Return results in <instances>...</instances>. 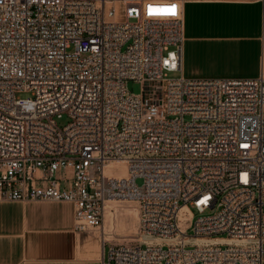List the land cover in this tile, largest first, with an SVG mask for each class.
<instances>
[{
	"label": "built area",
	"instance_id": "built-area-1",
	"mask_svg": "<svg viewBox=\"0 0 264 264\" xmlns=\"http://www.w3.org/2000/svg\"><path fill=\"white\" fill-rule=\"evenodd\" d=\"M185 1L0 0V201L70 202L76 231L136 202L101 264H264V73L184 77Z\"/></svg>",
	"mask_w": 264,
	"mask_h": 264
},
{
	"label": "crops",
	"instance_id": "crops-1",
	"mask_svg": "<svg viewBox=\"0 0 264 264\" xmlns=\"http://www.w3.org/2000/svg\"><path fill=\"white\" fill-rule=\"evenodd\" d=\"M181 73L187 78L264 73V0H186ZM117 202H107L108 225L126 229V212ZM106 226L76 231L70 202L0 201V264H101L107 244L119 241Z\"/></svg>",
	"mask_w": 264,
	"mask_h": 264
},
{
	"label": "rangeland",
	"instance_id": "rangeland-1",
	"mask_svg": "<svg viewBox=\"0 0 264 264\" xmlns=\"http://www.w3.org/2000/svg\"><path fill=\"white\" fill-rule=\"evenodd\" d=\"M163 5H160L159 7H153L154 9H164L167 7H171L168 3H162ZM127 90L130 91L131 93L137 94L141 91V84L138 82H134V81H128L127 84ZM25 93H19L18 96L20 97H25ZM69 117L67 116V114H63L61 117H57L55 118V121L57 123V125L59 127H63L64 125H66L69 121ZM107 173H117L118 175H122L125 173V168L124 165L122 163H118L115 165H112L108 168H106L105 170ZM56 176L58 178H61L63 176V171L62 172H58L56 174ZM142 182L141 179L137 178L136 179V183L138 185H140ZM117 206L119 208H123V212H126L125 214V218L126 221L128 222V225L126 227V229H122L119 227H116L114 225V227L109 226L108 225V219H107V215L105 213V230H107L108 232L113 234H117L115 235L116 238L119 239V241L117 243L120 242H135L137 240V226H138V211H137V203L134 201H124V202H117L116 203ZM195 216H197V212L195 210H193ZM130 223V224H129ZM127 224V223H126ZM116 243V242H115Z\"/></svg>",
	"mask_w": 264,
	"mask_h": 264
},
{
	"label": "bare ground",
	"instance_id": "bare-ground-1",
	"mask_svg": "<svg viewBox=\"0 0 264 264\" xmlns=\"http://www.w3.org/2000/svg\"><path fill=\"white\" fill-rule=\"evenodd\" d=\"M165 3V2H164ZM118 163H120V162H112V163H110V164H108L107 166H106V168H108V167H110V166H112V165H115V164H118ZM106 168H105V170H106ZM125 175V173L124 174H122V175H120V176H124ZM111 201H114V200H111ZM181 215H182V217H184V216H187V215H189V212H188V210H187V208L186 207H183L182 209H181ZM145 241H147V242H160V240L159 239H152V238H146V239H144ZM214 241H223L222 239H205V238H200V239H195L194 240V242H198V243H200V242H214ZM229 241H231V240H229Z\"/></svg>",
	"mask_w": 264,
	"mask_h": 264
},
{
	"label": "snow or ice",
	"instance_id": "snow-or-ice-1",
	"mask_svg": "<svg viewBox=\"0 0 264 264\" xmlns=\"http://www.w3.org/2000/svg\"><path fill=\"white\" fill-rule=\"evenodd\" d=\"M153 13H159V14H165V15H176V6L172 5L171 7H167L164 9H152L150 7L149 9V14H153Z\"/></svg>",
	"mask_w": 264,
	"mask_h": 264
}]
</instances>
